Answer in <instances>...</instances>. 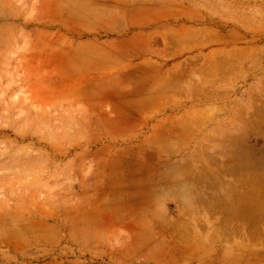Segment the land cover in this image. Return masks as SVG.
<instances>
[{
	"label": "rangeland",
	"instance_id": "1",
	"mask_svg": "<svg viewBox=\"0 0 264 264\" xmlns=\"http://www.w3.org/2000/svg\"><path fill=\"white\" fill-rule=\"evenodd\" d=\"M0 264H264V0H0Z\"/></svg>",
	"mask_w": 264,
	"mask_h": 264
}]
</instances>
